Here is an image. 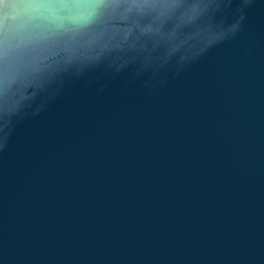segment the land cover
I'll return each instance as SVG.
<instances>
[{"label": "water", "instance_id": "obj_1", "mask_svg": "<svg viewBox=\"0 0 264 264\" xmlns=\"http://www.w3.org/2000/svg\"><path fill=\"white\" fill-rule=\"evenodd\" d=\"M0 264H264V0H0Z\"/></svg>", "mask_w": 264, "mask_h": 264}]
</instances>
